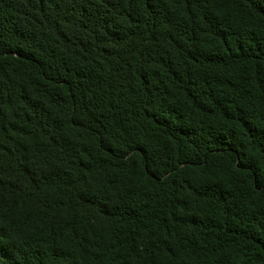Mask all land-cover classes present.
Listing matches in <instances>:
<instances>
[{"label":"trees","instance_id":"trees-1","mask_svg":"<svg viewBox=\"0 0 264 264\" xmlns=\"http://www.w3.org/2000/svg\"><path fill=\"white\" fill-rule=\"evenodd\" d=\"M0 264H264V0H0Z\"/></svg>","mask_w":264,"mask_h":264}]
</instances>
